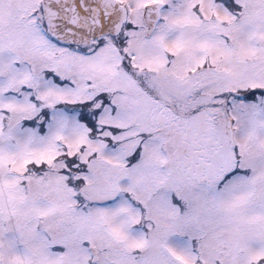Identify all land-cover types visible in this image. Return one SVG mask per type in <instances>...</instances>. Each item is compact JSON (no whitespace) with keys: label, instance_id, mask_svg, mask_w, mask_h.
Segmentation results:
<instances>
[{"label":"snow or ice","instance_id":"obj_1","mask_svg":"<svg viewBox=\"0 0 264 264\" xmlns=\"http://www.w3.org/2000/svg\"><path fill=\"white\" fill-rule=\"evenodd\" d=\"M0 264H264V0H0Z\"/></svg>","mask_w":264,"mask_h":264}]
</instances>
